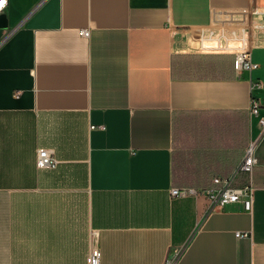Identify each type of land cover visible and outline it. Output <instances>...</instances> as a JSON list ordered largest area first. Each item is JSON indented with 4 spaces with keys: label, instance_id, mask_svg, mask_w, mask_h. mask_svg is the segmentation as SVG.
Masks as SVG:
<instances>
[{
    "label": "crops",
    "instance_id": "0c3cea01",
    "mask_svg": "<svg viewBox=\"0 0 264 264\" xmlns=\"http://www.w3.org/2000/svg\"><path fill=\"white\" fill-rule=\"evenodd\" d=\"M256 3V0H254ZM248 0H7L0 10V264H264L259 67L193 78L200 28ZM81 31H87L82 36ZM256 142L253 209L203 195ZM58 163L38 168L37 151ZM237 234H246L238 237Z\"/></svg>",
    "mask_w": 264,
    "mask_h": 264
},
{
    "label": "built area",
    "instance_id": "2783aa9c",
    "mask_svg": "<svg viewBox=\"0 0 264 264\" xmlns=\"http://www.w3.org/2000/svg\"><path fill=\"white\" fill-rule=\"evenodd\" d=\"M6 1L0 2V10L6 5ZM248 2V6L242 10L214 9L209 23L200 28L201 53L231 56L237 74L252 72L259 67L253 60V49L258 31L264 32V7L258 6L254 0H248ZM81 34L87 36L88 32L81 31ZM250 109L251 115L257 117L260 126L264 128L261 102L256 97L252 98ZM256 150V142L250 143L233 173L226 178L214 177L213 187L174 188L171 191L172 196L203 195L209 201L208 211L220 210L236 203H242L246 211H251L255 196L253 174L257 166ZM57 163L53 150L38 149V168H54ZM237 236L246 237L247 235L237 234ZM87 264H101V252L98 248H92ZM166 264H173V260L168 259Z\"/></svg>",
    "mask_w": 264,
    "mask_h": 264
},
{
    "label": "trees",
    "instance_id": "16d2710c",
    "mask_svg": "<svg viewBox=\"0 0 264 264\" xmlns=\"http://www.w3.org/2000/svg\"><path fill=\"white\" fill-rule=\"evenodd\" d=\"M221 61V62H220ZM234 70L232 57H197L192 56V77L207 78H228ZM198 189V188H196Z\"/></svg>",
    "mask_w": 264,
    "mask_h": 264
},
{
    "label": "rangeland",
    "instance_id": "374dc122",
    "mask_svg": "<svg viewBox=\"0 0 264 264\" xmlns=\"http://www.w3.org/2000/svg\"><path fill=\"white\" fill-rule=\"evenodd\" d=\"M256 3H257L258 6L264 7V0H256ZM234 71H235V69H234Z\"/></svg>",
    "mask_w": 264,
    "mask_h": 264
},
{
    "label": "water",
    "instance_id": "95a60500",
    "mask_svg": "<svg viewBox=\"0 0 264 264\" xmlns=\"http://www.w3.org/2000/svg\"><path fill=\"white\" fill-rule=\"evenodd\" d=\"M4 24V22L2 21V19H0V25H3Z\"/></svg>",
    "mask_w": 264,
    "mask_h": 264
},
{
    "label": "snow or ice",
    "instance_id": "6c2138e0",
    "mask_svg": "<svg viewBox=\"0 0 264 264\" xmlns=\"http://www.w3.org/2000/svg\"><path fill=\"white\" fill-rule=\"evenodd\" d=\"M0 2H2V0H0Z\"/></svg>",
    "mask_w": 264,
    "mask_h": 264
}]
</instances>
